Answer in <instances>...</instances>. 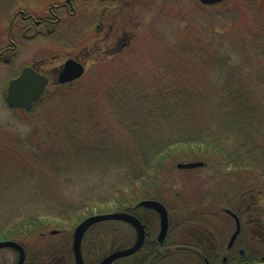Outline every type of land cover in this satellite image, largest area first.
<instances>
[{
    "label": "rangeland",
    "instance_id": "374dc122",
    "mask_svg": "<svg viewBox=\"0 0 264 264\" xmlns=\"http://www.w3.org/2000/svg\"><path fill=\"white\" fill-rule=\"evenodd\" d=\"M52 1L0 0V45L6 44L12 7L39 11ZM261 5L264 0H224L211 6L202 5L199 0H156L155 12L144 17V30L129 51L108 59L95 54L80 79L61 89L50 87L51 95L43 97L28 113L6 103L8 80L19 73V64L31 62L38 52L40 58L59 54L52 59V64L57 65L69 50L73 54L88 44L83 42L87 36L85 40L81 38L86 21L68 19L53 34L20 38L15 65L0 63V237L28 246L35 243L52 247L70 242L72 231L82 218L109 212L119 202L133 205L142 195L154 192L162 193L167 203L170 199L165 195L181 192L182 202L188 190L208 193L209 187L214 189L220 184L223 190L235 189L238 194L252 188L257 197L255 206L262 207L264 174L253 170V151L244 152L239 145L233 147L247 153L240 156L245 157L242 162L247 163L249 170L234 169L218 153L180 147L165 161L158 181L145 190L134 177L140 160L134 155L136 146L128 145L122 122L127 124L139 116L138 107H148L153 101L150 90L158 85L163 88L170 82L167 74L175 71H184L190 77L191 90L207 95L204 106L198 108L200 122L215 118L220 84H215L212 72L202 67L203 52L196 47H200V41L203 51L213 49L215 43L224 39L228 54L238 59V50L242 49L236 45V36L248 22L250 8ZM204 31H211L208 47L202 40ZM181 64L182 68H175ZM142 123L140 119L139 125ZM165 127L161 124L155 133H169ZM89 148L105 150L106 154L91 152L89 157ZM203 159L207 165L202 169H176L178 162ZM189 178L192 182L187 184L185 179ZM163 180H167L165 184ZM114 226L116 232L132 236V231L123 225ZM102 227L98 224L89 231L91 240L100 239ZM51 230L58 232L50 234ZM14 258L12 251L0 250L1 263L11 264Z\"/></svg>",
    "mask_w": 264,
    "mask_h": 264
},
{
    "label": "flooded vegetation",
    "instance_id": "af4514ba",
    "mask_svg": "<svg viewBox=\"0 0 264 264\" xmlns=\"http://www.w3.org/2000/svg\"><path fill=\"white\" fill-rule=\"evenodd\" d=\"M155 1L54 0L45 3L39 11L14 6L6 44L0 45V63L15 65L20 38L34 39L53 34L68 19L85 20L86 28L81 38L85 40L87 36L83 42L88 44L78 48L77 52L72 54L73 50H69L67 56L59 58L57 65L52 64V59H57L59 54L52 55V58H40L37 57L40 56L39 52L31 62L18 65L21 69L13 78L19 76L26 67L47 78L45 95L50 87L62 86L58 78L67 60L79 62L86 71L87 64L95 54H102L108 59L129 51L144 30V17L155 12ZM206 165L183 171L202 169ZM154 181L156 183L158 180ZM166 181L163 180V184ZM185 182L190 184L192 181L189 178ZM220 186L214 189L209 187L208 193L188 190L182 202L179 197L181 192H176L174 196L165 195L170 199H167L168 203L162 193L155 192L148 196L142 195L133 205L119 202L117 207L105 213L125 212L137 220L138 228L123 220H105L100 223L103 224L101 237L96 241L88 236L89 231L98 224L92 225L82 237L79 263L73 249L76 225L71 241L53 244V251L47 257L46 249L50 245L44 247L33 243L28 246L19 242L24 252L21 264H101L111 256L113 258L106 264H264V205L255 206L257 197L252 188L238 194L235 189L229 192ZM143 200L156 201L165 208L167 221L164 229L160 212L154 207L140 205ZM177 202L181 205H177ZM120 204L125 207L121 208ZM117 223L130 229L132 236L116 232L114 225ZM138 239L141 243L136 247ZM134 247L132 252H126ZM8 250L15 255L11 264H17L18 251ZM125 252L128 254H123ZM0 264L3 263L0 261Z\"/></svg>",
    "mask_w": 264,
    "mask_h": 264
},
{
    "label": "trees",
    "instance_id": "16d2710c",
    "mask_svg": "<svg viewBox=\"0 0 264 264\" xmlns=\"http://www.w3.org/2000/svg\"><path fill=\"white\" fill-rule=\"evenodd\" d=\"M248 15V22L235 39L236 45L242 49L238 50V59L234 58L236 55L232 57L228 54L224 39L220 44L215 43L213 49L206 48L203 51L200 41V47H196L200 53L203 52L202 67L212 72L215 84H220L216 90L218 100L215 118L200 122L198 108L204 106L207 95L191 90L190 77L184 71H175L167 74L170 82L167 81L163 88L158 85L150 90L153 101L147 104L148 107H138L139 116L128 120L127 124L122 120L128 133V145L136 146L134 155L140 160L134 177L145 190L150 189L155 184L154 180L161 177L159 171L165 161L180 147L218 153L225 163L238 170H249L247 163L242 162L245 157L240 154L244 156L247 154L244 152L251 149L253 170L264 174V6L250 8ZM204 33L202 40L208 47L211 31ZM179 66L175 68L183 67L182 64ZM73 84L62 85L58 89ZM50 95L47 92L44 98ZM196 99L198 102H195ZM140 119H143L141 125ZM161 124L169 128L170 132L162 135L155 133V130H160ZM234 145H239L244 152L237 151ZM89 149V157H92L91 152L99 156L106 154L105 150L98 152L96 148ZM125 159L130 160L127 157ZM120 207L125 206L120 204ZM52 251L53 248L48 247L46 256Z\"/></svg>",
    "mask_w": 264,
    "mask_h": 264
},
{
    "label": "water",
    "instance_id": "95a60500",
    "mask_svg": "<svg viewBox=\"0 0 264 264\" xmlns=\"http://www.w3.org/2000/svg\"><path fill=\"white\" fill-rule=\"evenodd\" d=\"M204 4H215L221 3L223 0H200ZM84 72V68L82 64L76 62L73 59L67 60L59 75V82L66 83L72 80L79 78ZM48 80L46 77L35 73L32 69L26 67L22 70V73L15 79L9 81L7 88V103L9 106L14 108H23L25 110H30L33 106V103L38 101L42 94L44 93L45 86L47 85ZM204 163L201 161L197 162H187V163H178V168H195L202 166ZM140 205L146 207H154L161 214V226L162 229L166 227L167 215L165 208L156 201L153 200H143L139 203ZM123 220L131 223L134 227H139V223L137 220L125 213V212H111V213H101V214H93L84 218L74 229L73 232V249L77 256V261L79 263L80 259V243L85 231L93 224L98 222H102L105 220ZM51 233H55L54 231ZM141 240L138 239L136 247L139 246ZM132 248L128 253L135 250ZM10 248L18 251L19 253V261L17 264H21L24 258V252L21 246L13 241V240H3L0 241V249ZM123 254H128V253ZM118 256V254H117ZM113 256L105 259L101 264H106L109 262Z\"/></svg>",
    "mask_w": 264,
    "mask_h": 264
}]
</instances>
